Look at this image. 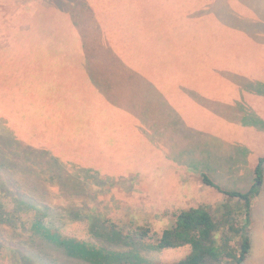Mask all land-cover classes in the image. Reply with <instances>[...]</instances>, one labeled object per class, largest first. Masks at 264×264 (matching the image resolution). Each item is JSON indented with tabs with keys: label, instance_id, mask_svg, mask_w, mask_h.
Here are the masks:
<instances>
[{
	"label": "rangeland",
	"instance_id": "obj_1",
	"mask_svg": "<svg viewBox=\"0 0 264 264\" xmlns=\"http://www.w3.org/2000/svg\"><path fill=\"white\" fill-rule=\"evenodd\" d=\"M190 1L191 9L200 12L201 21L185 25L186 30L178 32L180 36L176 34L172 40L184 45L180 53H189L188 58L179 59V52L173 49L161 51L162 57L152 47L143 55H138L141 53H136L135 48L131 56L142 57L139 66L146 70L154 65L191 67L195 78L201 68L204 71L214 61V67L224 66L214 69V97H196L200 82L192 78L190 97H108V109L104 106L99 117L92 118L99 112L84 111L82 104L77 110L76 106L78 97H87L89 91L75 89L58 73L51 74V69L49 73H41L47 64L39 68L35 63L32 46L38 40L27 37L31 41L24 50V58L10 66L11 75L19 73L21 80L5 79L4 87L0 86V97L4 99L1 109L11 119L12 132L22 141L36 145L28 131L36 132L40 139V129L42 139L50 141L47 144L58 156H73L78 166L97 173L94 180L90 176L93 172L84 174L67 167L86 186L85 201L97 194V209L110 223L124 229L148 225L159 233L181 209L207 205L212 212L221 213L229 208L234 212L231 215L234 222L246 224L250 242L241 264H264V156L260 157L264 154V71H261L264 66V4L260 14L243 0ZM227 3L231 10L227 9ZM53 8L51 0H0V28L2 22L7 23L10 47L15 45L17 34L22 33L19 23L24 15L31 20H41L42 15L47 18L55 15ZM166 13H170L166 18L173 20L178 12ZM62 19L60 24L65 23ZM65 35L73 34L65 32ZM213 43L214 54H207L203 60L202 54L206 53L202 51L210 50L208 47ZM35 74L39 81L38 93H34L32 87ZM205 79L204 76L203 81ZM21 82L22 91L16 90L15 85L17 88L13 89L12 83L20 86ZM108 82L118 84L111 77ZM55 85H61V94H50ZM110 88L122 90L116 86L106 87ZM135 99L139 104L133 103ZM21 101L32 107L43 105L38 111L42 118L33 122V114L28 115L21 124ZM60 102L64 108L53 122L50 119L56 113L53 108ZM138 107L142 108L140 112H137ZM100 116L101 121L107 123L93 126L90 122L99 121ZM65 129L85 130L86 139L68 134ZM97 132L100 136L95 134ZM59 134L61 137L65 134L66 142H55ZM204 177L218 188L208 185ZM228 191L250 192L248 204L244 199L228 197L225 193ZM70 192L69 188L60 189L57 184L49 189V202L54 205V211H61L70 201L80 205L82 194L73 193L69 198ZM86 204L92 206L91 202ZM54 223L63 225L65 232L78 237L86 225L73 220L64 223L55 218ZM240 236L232 238L233 246L238 245ZM188 252L189 246L185 245L157 251L147 249L144 255L152 264H165L179 260ZM57 257L54 264H87L61 254ZM0 264H14L4 248L0 250Z\"/></svg>",
	"mask_w": 264,
	"mask_h": 264
},
{
	"label": "trees",
	"instance_id": "obj_2",
	"mask_svg": "<svg viewBox=\"0 0 264 264\" xmlns=\"http://www.w3.org/2000/svg\"><path fill=\"white\" fill-rule=\"evenodd\" d=\"M102 1L105 7V0ZM51 2L56 14L49 18L42 15L41 20H31L24 15L20 21L22 25L19 23L22 33L17 34L13 47L9 45L7 23H1L0 86L4 87L5 79L20 80L19 73L11 75L10 71L24 58V50L30 46L29 37L38 40L32 46L36 51L37 46L48 47L58 36L66 37L65 32L73 28L84 36V29H91L90 19L99 12V6L93 5L99 0ZM62 18L64 24H60ZM43 20L48 21L41 24ZM96 24L100 30L101 26ZM46 55L39 54L40 57ZM10 58L16 61L10 63ZM13 85L18 86L17 83ZM3 114L0 112V250L6 249L14 264H54L59 254L87 264H152L144 255L147 249L157 251L185 245L189 246L185 256L165 264H241L245 259L250 248L246 224L234 222L231 216L234 212L229 208L221 213L212 212L207 205L181 209L159 233L148 225L124 229L110 223L97 209V194L85 201L86 186L67 167L84 174L93 170L78 166L73 156H58L47 143L31 145L22 141L9 126L11 119ZM93 173L90 176L94 179L97 173ZM204 181L217 187L205 177ZM54 184L60 189L69 188V198L73 193L82 194L80 205L70 201L62 212L54 211V205L49 202V189ZM225 193L230 198L244 199L248 204L250 192ZM86 202H91L92 206L87 207ZM219 217L224 219L217 221ZM54 218L64 223L73 220L86 225L78 237L65 232L63 225L54 223ZM237 235H241L240 242L233 246L232 238Z\"/></svg>",
	"mask_w": 264,
	"mask_h": 264
},
{
	"label": "crops",
	"instance_id": "obj_3",
	"mask_svg": "<svg viewBox=\"0 0 264 264\" xmlns=\"http://www.w3.org/2000/svg\"><path fill=\"white\" fill-rule=\"evenodd\" d=\"M243 2L248 6L252 4L251 6L257 10L256 13L259 10V13L262 14L264 0H243ZM93 5L99 6V12L98 15H93V18L90 19L91 29H84V36H80L79 31H75L73 28V31L69 30V33L73 34L72 36H58L48 47L37 46L35 51L36 65L40 68V65L47 64L41 73H49L51 69V74L58 73L64 82L70 83L75 89L89 91L87 97H78L77 110L78 105L82 104L84 111L99 112L98 115L91 116L96 118L102 113L104 106L108 107V97H190V88L194 81L192 78H195L191 67L179 65V68H172L171 65L161 67L154 65L146 70L139 66L143 60L142 57L131 56V53H135V48L138 49L136 53H141L138 55H143V52H149L152 47L153 51H158V55L162 57L164 53L161 54V51L173 49L179 52V59L188 58L189 53H180L181 46L184 45L179 43L177 45L172 40L177 37L178 32L186 30L187 26L185 25H189L193 21H201L200 12L191 9L193 4L190 0H105V7L99 0L98 3L93 2ZM229 6L231 5L227 3V9L231 10ZM171 10L178 13L175 14L173 20H168L166 16L170 13L166 12ZM96 22L101 26L100 30L97 29ZM208 48L210 50L202 51V53H206L202 54L203 60H206L207 54H214V43ZM41 53L47 55L40 57ZM192 53L198 52L193 51ZM177 55H173L174 58H177ZM168 56L172 57V55ZM216 68H224V66L214 67L213 61L204 71L202 68L200 69L201 72L195 79L200 82L198 90L203 95L198 93L196 97H214V69ZM261 71H264V66ZM204 76L205 81H203ZM110 77L118 84L107 83ZM23 85L25 84L23 83ZM21 86L22 82L20 86H17L18 88L13 87V89L17 88L16 90L22 91L23 86ZM107 86H116L122 90L112 88L107 90ZM32 87L34 93L39 92V81L36 74ZM123 87H125V91H123ZM55 93L61 94V85H55L52 88L50 94ZM136 99L133 103L139 104L140 101ZM3 101V97H0V107ZM55 101L57 103L60 100ZM36 105L32 107L29 103L21 101L19 109L21 124L28 115L33 114V122L35 119L42 118L38 111L42 109L43 105ZM54 107L55 115L52 118H47L56 122L57 113L59 114L64 105L60 102ZM138 108L137 112H140L142 108ZM0 112L8 116L1 108ZM137 112L135 113L136 117L139 114ZM90 123L99 127L107 122L101 121L100 116L99 121L93 120ZM64 132L81 135L86 139L85 130L83 132L76 129H65ZM28 134H31V137L34 136L35 143L50 142L42 139L40 129L38 136L41 140L37 138V133L34 131H28ZM95 134L100 136V132ZM55 142H66L65 134L62 137L59 134V139H56ZM263 156L264 154L260 157Z\"/></svg>",
	"mask_w": 264,
	"mask_h": 264
}]
</instances>
